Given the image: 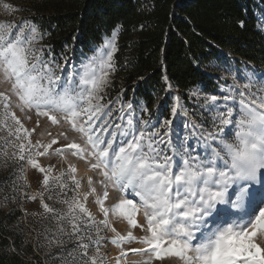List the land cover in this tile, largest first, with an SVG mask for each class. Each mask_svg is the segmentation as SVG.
I'll use <instances>...</instances> for the list:
<instances>
[{
	"label": "snow or ice",
	"instance_id": "obj_1",
	"mask_svg": "<svg viewBox=\"0 0 264 264\" xmlns=\"http://www.w3.org/2000/svg\"><path fill=\"white\" fill-rule=\"evenodd\" d=\"M2 7L21 10L7 3ZM44 35L28 20L0 22V83L7 85L0 91V130H6L7 137L0 141L12 147L11 153H3L5 163L26 162L42 175L43 190L25 192L24 197L33 202L40 198L43 215L56 222L53 239L58 246L75 241L70 260L61 254L65 264H106L100 249L107 244L119 249L116 264H125L130 254L144 257L142 264H264V81L253 91L257 82L251 77L242 85L233 77L234 83L222 88L220 96L205 95L201 107L210 114L211 127L185 121V129L200 130L191 144L195 133L181 137L173 128L179 114L187 115L179 95L170 107L171 118L158 115L155 123L146 105L141 106L149 113L144 120L134 118L132 101L125 103L119 95L106 99L115 71V34L102 46L110 51L98 50L79 70L70 63L71 54L53 56L51 46L41 44ZM163 79L168 93L173 85L167 76ZM190 95L199 96L196 91ZM33 112L60 128L55 136L42 133L49 137L47 143H33L39 119L35 128L24 125ZM113 113L118 114L115 119ZM70 132L78 139L70 140ZM66 154L86 161L95 175L88 177L87 191L74 164L53 176L56 165L44 166L37 159ZM109 187L122 196L106 206ZM13 191H19L15 184ZM61 193L64 198H59ZM54 196L66 210L47 203ZM90 196L102 219L86 206ZM141 213L143 220L138 218ZM110 217L126 220L143 234H120ZM109 231L112 237L102 235ZM133 242L143 247H124Z\"/></svg>",
	"mask_w": 264,
	"mask_h": 264
},
{
	"label": "trees",
	"instance_id": "obj_2",
	"mask_svg": "<svg viewBox=\"0 0 264 264\" xmlns=\"http://www.w3.org/2000/svg\"><path fill=\"white\" fill-rule=\"evenodd\" d=\"M263 9L264 0H27L24 12L56 57L91 53L118 29V74L128 93L134 89L137 100L152 106L166 93L164 76L186 99L199 85L214 89L203 67L227 57L223 50L264 69ZM12 161L0 160V191L8 196L0 209V264H47L42 238L49 227L21 219V194L5 178Z\"/></svg>",
	"mask_w": 264,
	"mask_h": 264
},
{
	"label": "rangeland",
	"instance_id": "obj_3",
	"mask_svg": "<svg viewBox=\"0 0 264 264\" xmlns=\"http://www.w3.org/2000/svg\"><path fill=\"white\" fill-rule=\"evenodd\" d=\"M3 3H7L10 5H13L21 10L19 11H10L7 9H4L2 7ZM27 5V0H0V22L3 23H12V24H19L20 22L24 20H28V16L24 12V7ZM259 20L261 29L264 32V9L262 13H259ZM29 21V20H28ZM115 34V40L114 43L116 45V49L118 48V34L119 30L116 29L110 36H107L104 38V41L101 45H96L93 47L91 53H86L82 50L78 51L76 55H72L74 59L70 62L73 66H75L78 70L80 67V64L82 61H86L87 58L92 57L93 55H98V50H102L104 53H107L110 51L108 48H104L106 42L112 41L113 36ZM41 44L44 46H47L45 40L43 39L41 41ZM117 51V50H116ZM115 51V52H116ZM225 52V50H223ZM115 52L113 54V62L115 65V71L110 73V80L111 85L107 89V97L106 99L115 100L116 97L119 95L121 97V100L123 102L132 101L134 104V107L136 108L134 118H140L147 120L149 119V113L143 112L141 110V106L146 105L143 100H137L136 98V92L134 89L131 90L130 93H128L127 86L124 83V76L123 74H118V68L115 62ZM227 57H224L222 60H213L210 63L204 65V71L207 75L212 77V79L215 80L216 87L212 90H204V87L202 85H199L196 89L191 90L188 92V98L186 99L182 94H180L176 88H172V90L168 93H165L162 96H159L152 106H147L149 109V112L152 113L151 120L153 123L156 122V117L162 116V117H168L171 118L170 114V107L174 103V98L179 95L180 96V102L182 103L184 109L187 111V115H183L182 113L177 116V118L174 120L173 128H178L179 132L181 134V137L185 135L188 132H193L195 135L189 140V143L195 144L196 139L199 136V129H193L191 127L185 129L183 127V124L185 121H191L195 124H201L203 123L205 128L211 127V117L210 114L205 111L201 105L204 102V96L215 94L217 96H220L221 89L227 88L228 86L232 85L234 83L233 77H235V83L237 85H242L245 83H248V78L251 77L253 81H256L257 84L255 87H253V91H256V87H259V82L264 81V69H260L257 66H254L253 64H249L245 61H240L237 58L229 56L230 54H227ZM7 85L0 83V91H6ZM196 91L198 92L199 96H192L190 95L191 92ZM116 108H119V104L115 105ZM16 111L15 109H13ZM17 116H20L21 114L19 111H16ZM31 120H24V125L28 129H32L36 127V121L39 119L40 126L36 128V132L32 135L33 143L36 142V140H40L42 143H47L49 141V137L47 135H42L45 131L51 132L53 136L57 134V132L60 130L59 126H53L50 121L46 120L43 117H37L35 113L33 112ZM117 113H113V119L117 116ZM119 122V121H117ZM64 127H67V125H64ZM0 137H7V131L6 130H0ZM76 138L78 139V136L76 133H69V139ZM8 139H13L12 137H8ZM174 142H178L177 138L173 136ZM62 143H64L62 141ZM202 151V150H201ZM12 152L11 145H8L7 147L3 146V142L0 141V160H4L3 153ZM41 165L47 166L49 164L56 165L55 170L53 171L52 175L56 176L59 174L60 171L67 168L69 163H72L77 168L76 176L78 179H82L83 183V191H87V180L89 176H93L94 179H96L95 175L90 171L86 161L78 160L76 157L71 156L70 154H66V158L64 157H58V156H50V157H37ZM8 169L5 171V178L7 183H9L10 187H15L19 189V193L21 194V202L18 204L19 209H23L24 214L21 216V219L25 220L27 219L25 216V211H27L28 215L32 217V219H40L41 221H44L49 228L52 229L51 232H47L43 236L44 243L42 244V247L44 249V253L47 256V264H65V259L70 260L71 258L68 257V253L73 249L75 241H67V237H65V240L67 243L58 246L55 243V240L53 239V234L55 232V220L52 219L51 215H48L47 217L43 215V208L40 206V198L38 197L35 202L28 201L24 197V193L27 192L29 195L32 193H35L37 191H42L40 181L42 180V175L38 173L36 170L32 169L26 162H11L9 163ZM21 168L23 171H21ZM23 177V178H21ZM1 181V180H0ZM1 183V182H0ZM70 183V181H69ZM58 191V190H54ZM109 199L106 201V206L113 204L117 201L119 197L122 196V194L115 189L109 187ZM97 193L102 194V189L97 186ZM47 192L45 195L47 196ZM129 196H131V191H129ZM73 195L72 191L67 192V197L71 198ZM5 197H8L7 195L3 194V191H0V209L6 204L5 203ZM59 198H64V194L61 193ZM234 199V198H233ZM95 197L90 196L88 199V202L86 206L90 209L92 214L97 218V220L102 219V214L98 211L99 206L94 203ZM47 203H49L50 206L55 207L58 210H66V205L59 203V199L54 196L52 200H47ZM245 206L247 207V198H245ZM221 207V206H217ZM32 213H37V215H32ZM140 220H143L142 213L138 217ZM112 222L113 227L122 235H126L129 230L133 231V234L135 236H141L143 233L139 229H131V226L127 224L126 220L123 219H115L114 217L109 218ZM225 219H229V217H225ZM31 229V228H30ZM70 227L68 228V231H70ZM35 232L33 231V234H29L28 238L31 239L33 242L35 241ZM102 235H107L108 237H112L113 233L111 231L105 233H102ZM125 248L132 247V248H138L143 247V245L133 242L131 245H124ZM119 252V249L112 244H107L104 247H101L100 253L102 256L105 257L106 264H116L115 258L117 257ZM61 254L65 259H61ZM92 254V249L89 250V255ZM145 258L142 256L137 255H129L127 261L125 264H142V261ZM152 264H159L158 261L153 260ZM167 264V261L165 262ZM173 264H179L178 261H174Z\"/></svg>",
	"mask_w": 264,
	"mask_h": 264
},
{
	"label": "built area",
	"instance_id": "obj_4",
	"mask_svg": "<svg viewBox=\"0 0 264 264\" xmlns=\"http://www.w3.org/2000/svg\"><path fill=\"white\" fill-rule=\"evenodd\" d=\"M225 52H226V54H230L229 56L234 57V55L230 51L226 50Z\"/></svg>",
	"mask_w": 264,
	"mask_h": 264
}]
</instances>
